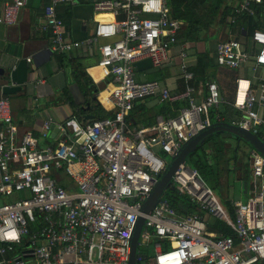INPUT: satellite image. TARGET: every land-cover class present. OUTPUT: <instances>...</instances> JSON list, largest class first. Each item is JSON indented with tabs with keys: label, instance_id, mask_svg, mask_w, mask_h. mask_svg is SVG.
<instances>
[{
	"label": "built area",
	"instance_id": "1",
	"mask_svg": "<svg viewBox=\"0 0 264 264\" xmlns=\"http://www.w3.org/2000/svg\"><path fill=\"white\" fill-rule=\"evenodd\" d=\"M73 1L48 0L40 28L51 33L55 52L112 38L98 45V66L113 115L92 119L84 126L67 118L56 124L58 143L40 148L37 136L19 131L8 98L0 97V254L14 252L1 257L0 264H29L31 259L36 264H128L130 236L142 202L168 158L211 123L209 110L222 102L213 79L206 82L207 92L198 102L191 86L171 92L158 80L136 79L135 62L149 58L162 64L183 26L182 19L172 16L166 0H97L94 9L109 11L113 18L98 20L93 35L82 40L66 37L57 13L59 5ZM26 2L6 1L0 23L14 24ZM262 2L240 0L228 21L254 14ZM120 12L124 15L118 18ZM251 40L253 51L237 37L223 38L216 43L214 58L229 69L251 62L254 70L262 71L257 91L250 79H235L232 105L242 113L236 124L260 134L264 142V29H255ZM179 58L184 78H191L185 52ZM155 95L161 101L187 98L189 102L174 116L131 126L133 102ZM52 126L53 122H44L42 135ZM250 161L257 188L245 202L232 201V218L197 169L182 163L171 178L172 186L202 212L224 221L235 238L210 230L203 213L179 214L161 196L145 215L138 252L151 246V264H264V158L252 150ZM61 175L71 180L73 189L61 184ZM16 193L21 196L3 199ZM32 224L36 228L30 230ZM16 245L22 247L16 251Z\"/></svg>",
	"mask_w": 264,
	"mask_h": 264
},
{
	"label": "crops",
	"instance_id": "2",
	"mask_svg": "<svg viewBox=\"0 0 264 264\" xmlns=\"http://www.w3.org/2000/svg\"><path fill=\"white\" fill-rule=\"evenodd\" d=\"M6 1L9 0H0V13ZM95 1L97 0H74L72 3L57 7V13L64 22L68 39L82 40L90 37L98 20L113 18L109 11L95 10L93 7ZM239 1L184 0L180 3L181 0H166L172 16V7L177 11V5L180 3L178 15L175 17L184 20L183 26L177 34L176 43L168 50V58L162 64H154L149 58L135 62L136 79L158 80L171 92L182 91L187 86H191L194 101L198 102L207 92L206 82L213 78L219 85L222 102L214 107L216 111L211 123L226 121L236 124L242 113L232 105L236 79L232 76L250 79L251 88L257 91L259 76L262 74L261 70L253 69L251 62L235 69L222 67L215 62L214 52L217 41L235 36L230 34L228 27L221 22L223 14L229 10L226 17L228 21L230 12ZM47 2L48 0H27L14 24L0 23V97L8 98L12 119L19 127V131H30L37 136L40 148L55 146L58 143L57 123L72 117L78 124L84 126L94 118L97 104L111 112L110 103L105 97V77L102 68L98 66V45L112 38H99L90 45L82 44L71 50L55 52L50 43L51 33L40 28L43 7ZM187 2L196 3L195 6H191ZM215 7L217 11L214 15L203 13L204 8ZM123 15L120 12L117 17L121 18ZM189 29L196 30V33L189 32ZM239 40L246 49L252 51L256 49L252 40L250 43L246 42L244 36H239ZM181 52H185L186 68L192 73L189 79L184 78L179 67ZM154 72L155 79H151ZM188 102L187 98L161 101L157 95L135 100L129 113L130 124L139 126L142 125L143 120L153 119L155 122L159 116H174ZM138 106L140 108L137 109ZM46 121L53 122L54 126L43 136L42 126ZM221 136L224 139L221 155L216 152L215 157L209 159L212 162L217 161L219 167L218 183L214 184L221 185L220 193L214 194L232 218L234 215L232 201L245 202L250 193L257 188L250 161V153L253 149L242 139L234 138L228 133H222ZM240 142L245 145L243 149ZM237 151H241L240 156L239 153L236 154ZM230 160H233V164L229 163ZM229 171H232V175H229ZM60 182L69 189L74 188L67 176L61 175ZM208 186L211 189L213 187ZM19 196L21 194L16 193L3 199L9 201ZM228 205L233 215L228 210ZM203 216L210 226L208 228L216 229L213 225L218 220L204 212ZM31 226L32 229L36 228L34 224ZM150 248L151 246L139 250L142 255L139 262L151 264L153 250ZM147 249L149 253L145 252ZM143 254L146 256L144 257ZM29 264L36 262L31 259Z\"/></svg>",
	"mask_w": 264,
	"mask_h": 264
},
{
	"label": "trees",
	"instance_id": "3",
	"mask_svg": "<svg viewBox=\"0 0 264 264\" xmlns=\"http://www.w3.org/2000/svg\"><path fill=\"white\" fill-rule=\"evenodd\" d=\"M184 0H181L180 3H183ZM178 3L177 5V11L180 9L178 6L180 5ZM191 6H195L196 2H187ZM188 6V5H187ZM185 7V6H184ZM203 13H209L214 15L217 11V8H204ZM177 11L175 7H172L173 16H177ZM229 10H226L224 12L221 22L228 27V31L230 34L235 35L238 39L239 36H244L246 38V42H251V35L255 29H264V0L261 4H258L255 6V12L254 14L248 15V14H242L241 16H238L235 22H229L226 21V17L228 15ZM232 14V11L230 12ZM198 16L197 14H195ZM184 21V20H183ZM181 30V29H180ZM179 30V31H180ZM189 32L196 33V30L189 29ZM179 33V32H178ZM234 36V37H235ZM194 38L196 36H193ZM235 78H238L239 76H232ZM151 79H155V72L152 74ZM213 79V78H211ZM97 112L93 119H101L104 117L112 116L113 113L104 110L99 104L96 105ZM140 108L139 106L137 109ZM216 109H210L209 115L211 120H214V112ZM163 117H167L166 115H163ZM226 120V119H224ZM142 125H151L154 123L153 119H147L143 120L141 122ZM260 137V134H258ZM221 136V133H215L214 135L208 137L202 145H200L195 151H193L189 157H188V163L189 166L192 168H195L198 170V173L201 177V179L205 182L207 180L208 175L213 179L214 183H218L219 179V167L218 163L212 162L209 158L215 157L216 152L221 155V150H223V144L224 139ZM160 153V152H159ZM207 182V181H206ZM212 186V185H211ZM162 197L166 199L170 205L177 210L179 214H186V213H193V214H202L203 212L198 208V206L195 204L194 201L190 200V198L183 193H180L174 186L171 188H168L164 191ZM228 210L230 211L231 215H233V211L230 208V205H228ZM210 228V226L208 225ZM214 228L222 232L224 235H229L235 238L233 230L226 225L224 222H218L215 221ZM30 230H32V226H30ZM22 245H16V251L20 249ZM146 253H149V250H145ZM13 250H7L4 254H0V258L2 256L9 257L13 255Z\"/></svg>",
	"mask_w": 264,
	"mask_h": 264
},
{
	"label": "water",
	"instance_id": "4",
	"mask_svg": "<svg viewBox=\"0 0 264 264\" xmlns=\"http://www.w3.org/2000/svg\"><path fill=\"white\" fill-rule=\"evenodd\" d=\"M215 133H228L234 138L242 139L248 147L255 150L264 158V142L256 134H253L250 130L237 124L226 121H214L191 135L181 145L177 152L170 157L165 168L155 180L149 194L142 202L140 214L135 220L130 236L128 264H139V257H142L137 248L140 231L145 221V215L151 211L153 206L163 195L164 191L173 187L171 185V178L178 166L182 163H186L189 155L202 145L208 137ZM1 203L2 201L0 200V204ZM143 256L145 257L146 255L143 254Z\"/></svg>",
	"mask_w": 264,
	"mask_h": 264
},
{
	"label": "rangeland",
	"instance_id": "5",
	"mask_svg": "<svg viewBox=\"0 0 264 264\" xmlns=\"http://www.w3.org/2000/svg\"><path fill=\"white\" fill-rule=\"evenodd\" d=\"M228 140H230V141H232L233 139H228ZM235 141V140H234ZM233 141V142H234ZM236 142V141H235ZM234 144V143H233ZM240 145H241V149H243L244 148V144L242 143V142H240L239 143ZM242 145H243V147H242ZM223 150H221V152H222ZM220 152V153H221ZM239 152H241V151H237L236 152V154L237 153H239ZM232 154H234V153H232ZM235 155V154H234ZM238 156H240V153L238 154ZM170 158H168V160H169ZM234 159V158H233ZM229 163H231V164H233V160H230L229 161ZM186 164L187 165H189V163H188V159H187V162H186ZM229 175H232V171H229ZM207 181V182H206ZM207 186L208 185H212L213 187H212V189H213V191H214V193L216 194V193H220L219 191H220V187H221V185H217V184H214V182H213V179L210 177V175H208V177H207V180H205V182H204ZM162 245H164V243L162 242ZM168 247H169V245H167ZM150 250H152V248H150ZM140 264H143V262H139Z\"/></svg>",
	"mask_w": 264,
	"mask_h": 264
},
{
	"label": "bare ground",
	"instance_id": "6",
	"mask_svg": "<svg viewBox=\"0 0 264 264\" xmlns=\"http://www.w3.org/2000/svg\"><path fill=\"white\" fill-rule=\"evenodd\" d=\"M242 86H245L246 82H241Z\"/></svg>",
	"mask_w": 264,
	"mask_h": 264
}]
</instances>
